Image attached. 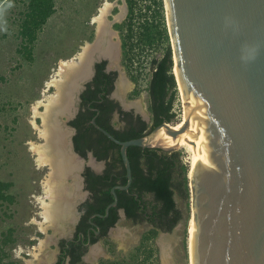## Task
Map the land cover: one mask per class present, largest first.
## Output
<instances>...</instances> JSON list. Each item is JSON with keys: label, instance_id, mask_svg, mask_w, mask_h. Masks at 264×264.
Returning <instances> with one entry per match:
<instances>
[{"label": "water", "instance_id": "1", "mask_svg": "<svg viewBox=\"0 0 264 264\" xmlns=\"http://www.w3.org/2000/svg\"><path fill=\"white\" fill-rule=\"evenodd\" d=\"M165 2L174 74L187 110L185 123L176 129L164 122L142 137L122 141L101 127L96 117L92 119L100 132L121 147L127 176L126 184L112 188L114 200L106 213L97 215L108 216L118 205L117 190H129L132 185L129 147L172 152L180 144L162 142V130L175 140L183 134L194 135L191 143L200 148L191 173L192 264H264V0ZM92 50L88 43L87 74L60 98H68L67 107L59 112L57 105L43 107L47 123L68 131L69 149L80 163L85 160L74 149L69 122L78 113L80 93L92 73ZM69 177L73 175L65 176L62 183L67 184ZM77 204L75 199L73 208Z\"/></svg>", "mask_w": 264, "mask_h": 264}, {"label": "rangeland", "instance_id": "2", "mask_svg": "<svg viewBox=\"0 0 264 264\" xmlns=\"http://www.w3.org/2000/svg\"><path fill=\"white\" fill-rule=\"evenodd\" d=\"M29 1L0 0V180L11 183L6 193L12 197V200L0 199V264H42L45 260L52 264L56 258L57 249L53 241L58 237L56 227L59 224L56 222L46 227V233H43L38 222L34 221L35 218L41 220L36 196L41 194L42 179L49 168L38 169L34 154L29 150V141L41 142L31 125L33 105L43 95L45 83L59 67L60 61L81 51L89 33V12L97 0H54L55 13L40 31L37 41L27 47L20 30ZM108 1L113 3V15H120L121 19L124 14L121 22H125L129 17L127 0ZM135 1L136 28L139 31L141 24L148 20L157 38L153 45L137 46L135 62L129 59L125 62L121 57L122 73L128 84L123 92L126 91L127 105L140 107L146 112L151 61L154 57H162L166 49L164 37H160L158 32L164 25L168 29L174 65L175 54L165 0H162V8L160 0ZM123 31L126 34V30ZM136 87L141 90L139 95L132 92ZM55 90L52 88L50 92ZM181 93L178 86L174 107L176 118L172 125L181 120L184 112ZM40 110L44 108L40 107ZM36 120L42 125L40 116ZM179 150L183 152L184 163L189 166L190 153L182 147ZM189 193V198L177 195L183 219L173 231L161 233L154 246L150 242L154 248L151 258L147 257L148 252L140 244L151 227L147 223L134 225L126 220H122L115 229V241L109 246L112 255L109 256L123 259L119 264H189L187 228L192 209L191 189ZM71 213L70 219L73 211ZM40 238L48 242L34 258L26 251L39 244Z\"/></svg>", "mask_w": 264, "mask_h": 264}, {"label": "trees", "instance_id": "3", "mask_svg": "<svg viewBox=\"0 0 264 264\" xmlns=\"http://www.w3.org/2000/svg\"><path fill=\"white\" fill-rule=\"evenodd\" d=\"M159 2L162 8L163 1ZM127 4L129 17L123 22L121 28L126 30L124 39L126 59L135 62L136 54L134 53L137 46L153 45L157 35L148 20L141 24L138 31L135 21L136 1L127 0ZM54 13V0L29 1L20 30L23 43L27 47L37 41L40 31ZM158 32L160 37H164L166 49L162 57H154L151 61V78L147 87L149 110L152 114L151 123L139 118L132 119V122L124 128H116L111 118L118 105L107 96L103 97V103L95 102L90 105L89 101L96 97L97 92L91 89L89 93L83 95L82 109L71 123L78 128V134L75 137L77 151L86 156L87 151L93 149L99 159L108 160L104 174H91L90 188L94 192L95 202L89 206L87 210L89 214H104L107 205L114 200L112 188L126 184L127 176L121 147L98 131L92 123L90 127H87V123L96 117L101 127L119 140L127 141L142 137L158 125L164 122L171 123L176 118L174 107L178 95V84L173 72V51L167 26L164 25L163 30ZM133 80L136 81V77H133ZM140 93L141 90L136 87L134 94L139 95ZM121 115L123 120L132 118L128 112H121ZM90 130H94L95 133ZM128 155L131 161L133 181L129 191L117 190L119 205L110 210V216L114 217L111 224L118 218V208H125L128 217L138 222H149L154 228L144 235L141 247L148 252L147 257L151 258L154 248L150 246V242L152 241V245H155L159 229L171 232L183 219L177 195L183 198L190 197L189 166L184 163L183 152L180 150L168 152L131 146L128 149ZM10 187L11 183L0 180V199L12 200V197L6 193ZM97 220L101 221L99 217Z\"/></svg>", "mask_w": 264, "mask_h": 264}, {"label": "flooded vegetation", "instance_id": "4", "mask_svg": "<svg viewBox=\"0 0 264 264\" xmlns=\"http://www.w3.org/2000/svg\"><path fill=\"white\" fill-rule=\"evenodd\" d=\"M99 1L100 0L95 1L91 12H89V20L87 21V24H89V33L84 46L81 47V51H84V47H86L88 43L89 47H93V69L90 79L85 83V87L80 93L78 113L73 120L78 117L82 109L83 95L89 93L91 89L97 92L96 97L92 101H89L90 105L95 102L103 103L104 96H107L118 105L111 118V122L116 128H124L132 122V119L137 120L141 118L142 121L151 123L152 114L149 107L148 111L145 112L140 107L134 105L129 106L126 104V98L124 97L126 91L123 92L124 90L120 89L122 87L121 84L125 82V78L122 73L121 57L126 62V49L124 47L125 34L121 28V25L123 24L121 22L122 19H120V15H113V3H110L108 0ZM106 1L110 4L108 12L103 17L105 20L104 32L106 30L107 32L102 33L99 28L100 23L97 18L101 16L100 8ZM109 49H112V51L115 52V55H110ZM87 62L89 63L90 60ZM135 89H133L132 92H134ZM121 112L130 113L132 118L130 117L128 120H123ZM72 121L69 122V125L74 129V134L72 136L73 146L76 153H78V155L83 158L85 162H79L80 169L76 172L78 174L76 181L74 177H69L67 184L64 183L65 186L78 188L77 194L79 196H76L78 204L76 208H72V219H66L56 227L58 237H56L53 242L55 243L57 251L56 258L52 264H119L123 261V259L117 257L111 258L109 254L112 255V250L109 246L111 242L115 241V229L121 221H130L134 225L147 223L151 227L150 229L154 227L147 221L138 222V220L128 217L125 208L117 209L118 218L113 224H111V221L114 217L110 216V212L106 217H100L97 215L102 213H87L89 206L95 202L94 192L90 188L91 174H104L108 166V160L99 159L93 149H89L86 156L77 151L75 137L78 134V128L71 124ZM91 123L92 121L88 122L87 127H90ZM90 132L95 133L94 130H90ZM76 173L75 176L77 175ZM118 205L116 207H118ZM97 217H99L101 221H98ZM161 233L169 232L159 229V233L155 239V244L158 243ZM141 242L142 240H140V244ZM99 244L101 247H99ZM93 249L97 251L95 256L91 255ZM42 264L49 263L45 260Z\"/></svg>", "mask_w": 264, "mask_h": 264}, {"label": "bare ground", "instance_id": "5", "mask_svg": "<svg viewBox=\"0 0 264 264\" xmlns=\"http://www.w3.org/2000/svg\"><path fill=\"white\" fill-rule=\"evenodd\" d=\"M109 2L106 1L103 6H101V16L97 18L100 23V30L104 32V15L108 12ZM87 49V48H86ZM110 55H115L112 49H109ZM84 51H80L71 58L61 60L59 67L54 70V74L46 81L45 90L43 95L34 102L33 105V117L31 119V125L39 136L40 141L31 140L29 141V150L34 154V161L38 169H43L44 167L49 168L48 173L45 178L42 179V191L41 194L36 196L38 204L40 205V218L41 220L34 221L38 222L40 230L46 233V227L54 225L63 219H70L71 212L73 211L74 201L76 196L78 197V188L70 187L67 188L62 180L68 174H72L75 178L78 176L76 173L79 170V160L71 153L69 149L68 141V131L64 130L57 124L47 123V115L44 116V111L40 110V107H49L50 105H57V112L67 107L64 101H60L63 92L67 93L73 89L76 85V80L80 79L83 75L87 74L89 70V63L87 58H84ZM174 70L176 71V63ZM65 81L66 84L65 85ZM68 81V83H67ZM121 90H125L128 86L127 83L121 84ZM56 89L54 92H50L51 89ZM125 88V89H124ZM121 92L120 90H118ZM182 92V91H181ZM182 95V93H181ZM60 101V102H59ZM40 116L44 119V124H40L36 121V117ZM187 116V110L184 109L181 120L177 122L174 126L176 129H180L184 123ZM193 129L195 124L192 125ZM194 135H181L177 140L166 136L164 130L161 131L159 138L162 142L169 145H179L180 148H185L190 153L189 157V182L191 189V216L188 223V253H189V264H192V253L191 244L195 225V214L193 210V200H192V181L191 173L195 165V154L200 148V145H193L191 141L194 140ZM187 152V153H188ZM75 173L77 174L75 176ZM78 178V177H77ZM47 241L39 239V244H36L33 248L26 251L30 256L36 258ZM96 250L93 249L91 255H96ZM32 264V263H30Z\"/></svg>", "mask_w": 264, "mask_h": 264}]
</instances>
